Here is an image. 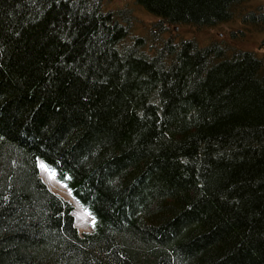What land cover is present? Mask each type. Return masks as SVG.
Here are the masks:
<instances>
[{"label": "trees", "instance_id": "obj_1", "mask_svg": "<svg viewBox=\"0 0 264 264\" xmlns=\"http://www.w3.org/2000/svg\"><path fill=\"white\" fill-rule=\"evenodd\" d=\"M133 1L0 0V264H264V56L186 37L254 0Z\"/></svg>", "mask_w": 264, "mask_h": 264}, {"label": "rangeland", "instance_id": "obj_2", "mask_svg": "<svg viewBox=\"0 0 264 264\" xmlns=\"http://www.w3.org/2000/svg\"><path fill=\"white\" fill-rule=\"evenodd\" d=\"M106 10H121L128 8L132 10L136 19L135 33L144 34L150 27L152 22L156 20L145 13L142 9L138 8L133 0H102ZM257 6L264 7V0H254L242 9L237 11L235 18L229 23L222 24L215 29H209V31L199 34H188L187 38L194 37L199 42L206 43L210 40H226L232 43L234 46L240 47L247 51L257 53L259 56H264V23L259 26L245 27L241 22L242 12L252 10ZM264 10V9H263ZM177 32V30L175 31ZM231 33L234 34L235 41L231 40ZM39 176L43 183L46 184L49 191L59 196L62 200L71 204L73 207V217L75 227L79 234L89 233L91 231V220L82 211L81 207L74 202L65 188L55 182L50 173L47 172L46 167L42 162L38 161Z\"/></svg>", "mask_w": 264, "mask_h": 264}]
</instances>
